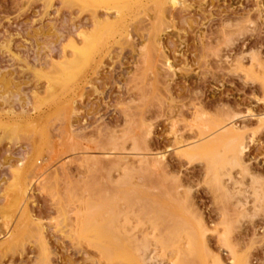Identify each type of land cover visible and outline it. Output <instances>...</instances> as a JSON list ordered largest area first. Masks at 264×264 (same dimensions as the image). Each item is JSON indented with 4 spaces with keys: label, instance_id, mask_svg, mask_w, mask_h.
Instances as JSON below:
<instances>
[{
    "label": "rangeland",
    "instance_id": "1",
    "mask_svg": "<svg viewBox=\"0 0 264 264\" xmlns=\"http://www.w3.org/2000/svg\"><path fill=\"white\" fill-rule=\"evenodd\" d=\"M89 14L65 0H0V264H129L126 248V256L106 248L109 238L99 243L76 233L86 214L96 212L89 213V204L99 208L102 201L114 210L104 222L111 218L116 227L128 218L123 246L152 224L154 236L163 239L185 225L195 247L183 264H230L231 251L239 263L264 264V0H177L157 19L154 10L139 13L132 19L137 29L127 27L130 41L111 43L102 64L57 103L45 95L47 77L70 59L73 40H81L77 32L92 27ZM158 24L159 33L153 29ZM152 30L160 40L155 49ZM149 37L156 39L152 45ZM55 102L64 114H55ZM218 119L236 125L246 143V169L230 167L232 179H222L228 194L204 160L181 155L199 123ZM145 126L150 133L142 139ZM37 127L42 135L35 148L38 133L31 128ZM161 153L157 167L151 158ZM104 157H120L121 166H107ZM16 172L35 177L27 232L6 248L1 242L14 218L3 210ZM116 185L121 190L114 191ZM238 199L246 205L236 206ZM102 246L113 254L105 255ZM160 246L155 255L161 264L179 261Z\"/></svg>",
    "mask_w": 264,
    "mask_h": 264
},
{
    "label": "bare ground",
    "instance_id": "2",
    "mask_svg": "<svg viewBox=\"0 0 264 264\" xmlns=\"http://www.w3.org/2000/svg\"><path fill=\"white\" fill-rule=\"evenodd\" d=\"M65 2L70 3V5H74L75 7H77L79 9V11H83V10L88 11L90 13L89 15L92 16V18H91L92 19V23H91L92 27L89 28V26H88L89 29L88 28L86 29V27H85V30H80V32H77L79 34V40H80V37H81V40L80 41L73 40L74 42L72 43L73 47H71L72 53L70 55L71 56L70 59H67L68 61L66 60L67 62L65 61L61 67L55 68L56 70L54 69L53 74L52 75L49 74L47 77L48 83L46 86L47 90L45 89V91H46L45 95L48 94V95H51L53 98L55 97L54 100L58 99V101H56L57 103L60 102L59 101L60 95L63 94L68 88L70 89L71 87L77 86V84L80 83L79 81L81 80V78L84 77L83 75H86L85 73L89 69L93 68L95 71V67L99 63L102 62L101 60H102L104 54L109 51L111 43L121 42V38L125 40L130 35L129 31H127V27L134 25V27H135L134 30L137 29L136 27L138 26V24L134 23V20H132V19L139 17L138 16L139 13H146V11H148V10H152V11L154 10L156 12V14H154L156 19L158 16L162 17L166 5L169 8H173L175 6V4L177 3V0H65ZM137 19H139V18H137ZM130 20H132V22L134 24H132V22H130ZM136 21L137 20L135 19V22ZM129 24H131V25L129 26ZM135 24H136V26H135ZM160 27H161V25L158 24L153 29L155 31V29L158 28V30L156 29L157 30L156 32L159 33V31L160 32L162 31L161 30L162 28L160 29ZM152 31H150V33H152ZM154 31H153V33H154ZM156 32L154 33V37L156 36L155 35ZM153 33L151 36H153ZM158 33H157V35H159ZM78 34L76 36H78ZM150 37H149V39L152 40V38H150ZM157 37H155V38L157 39ZM130 38H132V37H130ZM128 40H129V37H128ZM153 40H152L151 45L153 44ZM125 41H127V40H125ZM155 42H154L155 44H153L152 48L156 47L155 45L158 44L160 42V40L157 39V41H155ZM145 51H144V54L147 55L148 53L147 52L145 53ZM149 51H150V49H149ZM142 53H143V51H142ZM145 57L148 58V56H145ZM252 57H254V56L252 55ZM250 59H252V58H250ZM167 60L164 61V63H166L169 66V63L167 62ZM252 61L253 60H251L249 63V65H251V68H253V66H255V65H252ZM75 88H77V87H75ZM63 96H64V94H63ZM48 98H49V96H48ZM48 98H46V99H48ZM61 101H63V100H61ZM52 102H53V100H52ZM57 103H56V106H57L56 109L58 107L59 108L56 111V113L52 112V114L62 113L61 111H63V114H64V109H65L64 105L60 107L57 105ZM66 105H67V103H66ZM28 126H29V124H28ZM235 126L233 123L232 124L226 123V121L223 119L222 120L218 119V120H211V121H203V123H199V125L197 126L198 132H196L197 135L195 134L196 138H194V140L192 139L193 141L186 144L185 148L181 151L182 154L179 151V153L181 155L185 156L189 161H193L196 159L204 160L206 162L208 172L213 174L215 177L216 185H218V187H220L223 190V192L226 194L230 193V189L226 185L225 180H222V179H225V176L228 177L227 179H229V180L232 179L231 173H229L228 168H230V167L233 168V167L238 166V167L242 168L243 170L246 169V167L244 166L243 157H242V155L244 154L243 152L246 149L245 148L246 146H244V144H246V143H243V141L241 140V133L239 134V132H238L239 128L237 129ZM145 127H147V126H145ZM4 128L1 127V129H3V130H4ZM12 128H13V126H12ZM33 128H34V126H33ZM33 128H31V131L35 130L36 133L40 132V134H41L42 129L40 130L38 127L36 129H33ZM149 128L150 127L144 128L143 129L144 133H143V130L141 129L142 133H143L142 139H146L147 135H149V133H150ZM13 129L9 128V129H7V131L8 132H9V130L13 131ZM139 129H140V127H139ZM35 131H33V133ZM5 133H6V131L4 132V134ZM142 133H140L139 136H141ZM36 135H37V137L35 136L36 138L33 140L34 141V147H35V144L39 142V137H40L39 133ZM133 138H135V137H133ZM40 139H42V138H40ZM35 140H38V141H35ZM135 140H137V139L135 138L133 141H135ZM139 140H141V139H139ZM111 141H113L112 142L113 144H111V145H113V148L116 147V149H119L120 144H117L118 142H116V140L115 141L111 140ZM143 141H145V140H143ZM55 142H53V143H55ZM106 144H108V143H106ZM117 145H118V147H117ZM37 146H38V144H37ZM121 146H120V148H121ZM41 147L42 146H40V148ZM78 149H80V148H78ZM102 150H104V149H102ZM102 150H101V152L103 153L104 151H102ZM101 152H99V153L103 156H104V154L106 156H110L112 154V152H110L111 154H107L108 151H106L107 153H103V154ZM87 154H89V153H87ZM113 154L111 155V158H112ZM136 155H138V154H136ZM146 157H147V155H146ZM149 157H150V155H149ZM111 158L109 160L105 158V161H108L107 166H110V165L113 166L112 165V163H113L114 167H116L117 164L119 165V163H121V162H119V160L121 159L120 157H117V158H119L118 160L116 157H113L115 162H113L112 161L113 159L111 160ZM163 158H164V156L161 153V154L152 156L151 162L153 161V163L155 165H157V164L161 165V161L163 160ZM97 159H99V158L97 157ZM141 159L144 160V158H141ZM100 160L98 161L99 164H101ZM94 163L97 165L95 159H94ZM103 163L104 162L102 161V165H103ZM109 163H111V164L109 165ZM147 163H149V161ZM155 165L152 167V169H154ZM158 165H157V167H159ZM32 166H33V164L30 167H32ZM119 166H121V164ZM100 167H101V165H100ZM19 170H17V171H19ZM28 172H29V170H28ZM17 173H19V172L15 173L16 175L14 176V179H13V180H15L14 181L15 183L13 182L14 185L11 184L12 186H10V187H12V189L10 188L12 192L10 191L11 192L9 194L10 198L8 195L9 200H7L8 203H6L7 204V207H6L7 211H6V209L3 210L5 213H7V214H5L6 216H9V217L11 216V218L12 217L14 218L13 221H11L12 222L11 226H9V227L7 226L8 228H7L6 234H4L5 236H7L6 237L7 239L6 238L2 239V242H1V243H3L2 245L6 246V248H7L6 244H8L9 247L11 245L14 246V244H16L18 242V240L20 239L19 237L20 236L23 237L24 233L27 232L24 230V233H23V229H25L26 225H27V224H25V221L28 222V220H26V218L28 216L27 195H28V192L31 188V183H33L32 179L35 177V175L34 176L33 175L32 176L27 175L26 176L24 174L25 177L30 176L29 177L30 179L32 177V179L30 180L29 178L26 179L25 177H21L19 175L17 176ZM36 179H38V178H36ZM112 188L114 191L121 190L120 185L119 186L116 185ZM155 189H156V187H155ZM123 197L125 198V199L123 198V200L128 201L125 196H123ZM116 200H117V198H116ZM102 202L104 203V201H102ZM103 203L102 204L97 203L100 206L99 208L102 207L101 209L97 208V206L95 207L94 203L89 204L88 208L91 211L90 212L88 211V212L89 213H91L92 211H96V212H94L92 215H89L88 217L86 214V217L81 221L79 230L76 233L80 234L82 239H84V238H90V239L92 238L93 239L94 238L95 241L98 240V242L103 241V239L109 238L112 241L111 245L108 247H106V246H104V247H106L107 249H109V248L111 249V247L114 249H117V251L120 252V254L123 253L125 255L128 253L129 257H130V255H132L131 261L128 262L129 264H161V261H159L157 256L155 255V252L157 250L156 247L158 246V244H159V246H160V244H162L163 247H162V245L160 247H162L163 249L168 248L172 252H174L175 255H177L175 258L179 259V261L177 260V262L174 263L172 260L170 264H183V263H185L184 259L182 258L184 256V254L188 253L189 251H192L195 247V241L192 238V235L189 233V229H190L189 226L183 225V226L179 227L178 229H173V230L167 231L168 232L166 235L167 237H165L163 239V238H160V236H154V232L158 228L156 226L157 225L156 223L152 224L153 222L151 223L153 226L149 232H146V234L142 235L140 238L132 235L131 236L132 240H131L130 245L123 246V244L121 243L122 242L121 235L126 234L127 231L131 232V229L127 226L128 218L124 215V221H121V222H123V224H120L116 227H115L116 221L114 222V220H111V218L108 221L104 222L103 219L105 218V216L111 215L114 212V210L104 206L105 204H103ZM189 204H190V202H189ZM245 205H246L245 202H243V201L240 202L238 199L236 206H239L240 208H242ZM189 209L191 210V208H189ZM118 210H119V213L121 214V212H120L121 210L120 209H118ZM183 211H184V209H183ZM185 211H186V209H185ZM246 211H247V209L245 208V210H243L240 213V218L247 215L246 213H248V212H246ZM188 213H189V210H188ZM192 217H195V215ZM100 219H102V220H100ZM198 224H199V229H200L199 234L203 235V233H204V231H206V229H205V227H203L201 222H199ZM150 233H152V235ZM4 235L2 237H5ZM155 237H157V238H155ZM128 238L129 237H127V240H128ZM153 239H155L156 242ZM152 240L154 241V244L157 242L158 243L153 245ZM12 243H14V244H12ZM106 248H104V249H106ZM125 248L127 250V253L124 252ZM107 249L104 251L102 250L101 252H104V254L106 255V253H108V251H109ZM109 252H111V251H109ZM111 253H108V255H110ZM231 254H232V260H231L230 264H236V262L238 264L244 263V262L239 263V261H241L242 259L236 260V255L234 254V252L231 251ZM108 257H110V256H108ZM215 260H217L216 263H218V264H224L222 261H220V259H215ZM244 261H246V260H244Z\"/></svg>",
    "mask_w": 264,
    "mask_h": 264
}]
</instances>
